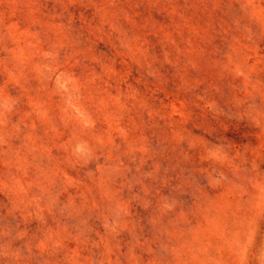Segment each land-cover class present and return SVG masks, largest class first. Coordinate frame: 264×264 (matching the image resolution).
<instances>
[{
  "label": "rangeland",
  "instance_id": "1",
  "mask_svg": "<svg viewBox=\"0 0 264 264\" xmlns=\"http://www.w3.org/2000/svg\"><path fill=\"white\" fill-rule=\"evenodd\" d=\"M0 264H264V0H0Z\"/></svg>",
  "mask_w": 264,
  "mask_h": 264
}]
</instances>
